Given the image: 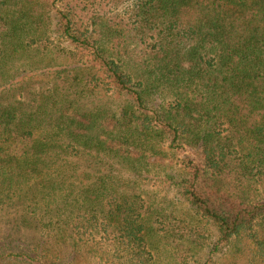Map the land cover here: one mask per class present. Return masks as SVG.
<instances>
[{
  "label": "trees",
  "instance_id": "16d2710c",
  "mask_svg": "<svg viewBox=\"0 0 264 264\" xmlns=\"http://www.w3.org/2000/svg\"><path fill=\"white\" fill-rule=\"evenodd\" d=\"M48 1L0 0V217L51 245H98L106 264H190L199 222L135 188L177 160L168 178L217 227L220 264H264V0H136L128 21L98 34ZM51 32L93 49L90 63ZM36 51L61 67L20 71ZM41 75L46 87L29 91ZM47 241L16 250L0 240V261L61 264L48 261Z\"/></svg>",
  "mask_w": 264,
  "mask_h": 264
},
{
  "label": "rangeland",
  "instance_id": "374dc122",
  "mask_svg": "<svg viewBox=\"0 0 264 264\" xmlns=\"http://www.w3.org/2000/svg\"><path fill=\"white\" fill-rule=\"evenodd\" d=\"M135 1L136 0H49L48 7L53 10L54 14L57 13L58 17H60V12H68L70 10L71 13H74L73 17L80 28L90 27L98 34L102 24H114L123 18L125 21H128L134 13L133 7ZM94 22H96V24H94ZM51 37V41L54 45L74 50L77 53L76 59H82L90 63L88 61L94 57L93 49L73 43L68 37L60 36L59 33L57 34L55 32H51ZM137 43L138 40L134 37H127V48L133 53L134 57L138 55V53L134 54L135 51L141 47V45L138 46ZM118 50H121L120 47H118ZM111 53L115 57L114 52ZM26 56V54L23 55V57ZM42 59L43 58H40L36 51L31 60L28 58L18 61V63L22 64L30 62V66L21 67L19 70L34 75H40L42 73L50 74L55 69L61 67L58 65L46 66V62L43 63ZM137 66L138 65H134L131 70L134 72ZM142 70L144 69L141 68L139 72L142 73ZM90 71L96 72L97 75L100 76V86L106 88L112 87V82L109 81V78L106 77L103 69H100L99 66L92 67ZM47 82L48 78H42V75L37 76L33 80L31 84L32 87L30 86L29 91H41L43 89L42 87H46L45 83ZM1 91L2 86L0 87V92ZM110 93H112V91ZM121 97L119 93H114L112 99L114 104L120 102ZM187 154L196 157V153L190 150L182 153L181 157ZM179 168L180 164H177V160H174L173 163L166 161L164 164L151 167L149 171H145V176L141 178L139 185H136L135 188L138 193L142 194V196L149 201H155L158 207L169 212H174L181 217H186L192 224L199 222L197 226L199 231L204 235L201 238L203 246L197 250L195 260L190 264H204L207 262L210 255L215 256L210 264H220L221 261L224 263L226 262L224 255L226 250L224 247L220 251H215L214 253L211 251L218 239L217 227L213 223L207 222L206 219L202 218L190 205L185 196L182 195L181 187L176 186L172 179L168 178V175H174L175 172L180 173ZM15 224V221L11 220L9 217H0V240H14V244L17 245V248H15L16 250L31 249L38 241H47L48 237L43 236L40 231L27 227L19 229ZM97 240L100 241L99 236L96 237V241ZM50 242H52V240ZM50 242H48L49 253L46 255L48 261L61 264H106L105 260L102 259L104 256L103 248H100L98 245L77 250L69 244L51 245ZM164 260L167 261L168 257L164 256ZM42 261L44 262L45 259ZM0 264H9L8 259L1 260Z\"/></svg>",
  "mask_w": 264,
  "mask_h": 264
}]
</instances>
